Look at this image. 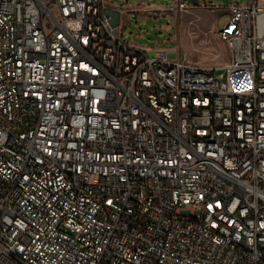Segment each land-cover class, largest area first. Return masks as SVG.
I'll list each match as a JSON object with an SVG mask.
<instances>
[{"label": "built area", "instance_id": "built-area-1", "mask_svg": "<svg viewBox=\"0 0 264 264\" xmlns=\"http://www.w3.org/2000/svg\"><path fill=\"white\" fill-rule=\"evenodd\" d=\"M201 6L221 67L0 0V264H264V0Z\"/></svg>", "mask_w": 264, "mask_h": 264}, {"label": "rangeland", "instance_id": "rangeland-1", "mask_svg": "<svg viewBox=\"0 0 264 264\" xmlns=\"http://www.w3.org/2000/svg\"><path fill=\"white\" fill-rule=\"evenodd\" d=\"M175 1L107 0V3L109 14L131 46L177 50L200 66L216 68L225 65L229 56L227 46L215 30L214 18L201 5L212 3L228 7L246 4L251 0H198L197 4L189 2L188 12L162 10L157 13L158 16L150 13L149 6L169 9L175 5ZM142 7L145 10H133ZM117 8H123L124 13H119ZM226 21L227 17H223L217 27L222 28Z\"/></svg>", "mask_w": 264, "mask_h": 264}, {"label": "crops", "instance_id": "crops-1", "mask_svg": "<svg viewBox=\"0 0 264 264\" xmlns=\"http://www.w3.org/2000/svg\"><path fill=\"white\" fill-rule=\"evenodd\" d=\"M149 7H154V6H149ZM147 8H148V7H147ZM133 10H136V11H137V10H141V11H143V10H145V9H144V7H142V8H133Z\"/></svg>", "mask_w": 264, "mask_h": 264}, {"label": "water", "instance_id": "water-1", "mask_svg": "<svg viewBox=\"0 0 264 264\" xmlns=\"http://www.w3.org/2000/svg\"><path fill=\"white\" fill-rule=\"evenodd\" d=\"M184 1H189L192 2L193 4H197L198 0H184Z\"/></svg>", "mask_w": 264, "mask_h": 264}]
</instances>
